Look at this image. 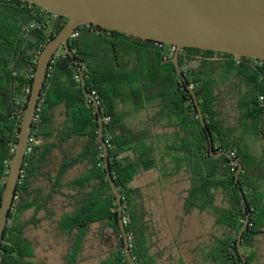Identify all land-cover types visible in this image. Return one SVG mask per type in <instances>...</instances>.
<instances>
[{"label":"trees","instance_id":"obj_1","mask_svg":"<svg viewBox=\"0 0 264 264\" xmlns=\"http://www.w3.org/2000/svg\"><path fill=\"white\" fill-rule=\"evenodd\" d=\"M66 19L28 2L0 0V199L37 55ZM165 45L92 24L78 26L69 38L87 91L98 101L131 255L136 264H157L156 253H150L157 231L142 188L130 183L143 170H155L167 180L183 172L188 181L183 216L193 210L208 212L224 228L220 236L212 234L215 243L205 257L215 264H242L235 241L249 213L241 249L251 264L245 249L264 234V61L183 47L178 54L183 79L167 60L173 50L166 54ZM207 130L214 153L227 151L241 162L238 181L245 202L234 180L237 166L225 155L211 154ZM97 131L93 102L60 46L49 62L37 103L31 131L35 142L21 167L0 244V264H28L33 244L24 229L37 226V216L46 221L47 231L74 235L72 254L97 223L102 245L108 247L99 264H128ZM219 195L222 204L217 203ZM27 211L32 216L23 219ZM107 228L112 241L104 244L102 229ZM70 255H64V264L74 262Z\"/></svg>","mask_w":264,"mask_h":264},{"label":"water","instance_id":"obj_2","mask_svg":"<svg viewBox=\"0 0 264 264\" xmlns=\"http://www.w3.org/2000/svg\"><path fill=\"white\" fill-rule=\"evenodd\" d=\"M34 4L45 14L66 17L61 29L41 48L36 58L31 88L23 108L13 153L8 164L0 199V244L7 225L9 210L20 179L26 146L32 131L38 100L46 77L49 62L60 46L71 57L79 73L84 94L90 98L97 112L98 140L104 167L112 193L117 203V220L128 264H136L131 255L125 225L122 220V197L115 184L108 162V146L103 138V122L96 97L87 91L83 70L69 47V38L75 29L84 24L116 30L139 40H154L173 45L171 57L178 74L184 79L178 64V54L183 47H197L232 54L237 58H257L264 61V0H21ZM195 109L201 124L206 123L197 96L191 90ZM209 150L215 157L225 155L237 166L234 180L242 202L245 196L239 186L241 162L227 151L213 152L211 135ZM249 213L236 235V249L242 264H248L241 249V238L248 227Z\"/></svg>","mask_w":264,"mask_h":264},{"label":"rangeland","instance_id":"obj_3","mask_svg":"<svg viewBox=\"0 0 264 264\" xmlns=\"http://www.w3.org/2000/svg\"><path fill=\"white\" fill-rule=\"evenodd\" d=\"M165 50H170L168 44ZM170 55V54H169ZM254 149L258 150V146ZM131 186H140L143 191L144 203L150 212L153 221V228L156 234L151 239L154 242L150 247V253H156V260L162 261V257L171 256L174 251L179 253V248L175 246V241L192 239L195 236L209 232L212 228L213 236H220L224 228L215 222L213 214L208 212H199L193 210L189 215L183 216V196L188 186L185 173L180 172L178 175L167 180L161 178L159 172L155 170L141 171L133 181ZM217 203L222 204L221 196L217 198ZM32 216L31 211H27L22 216L23 219H29ZM41 218L37 226L29 224L24 229V236L31 240L33 246V256L27 257L28 264H64V255L70 252V261L72 264H99L102 256L105 255L107 245H102L99 225L91 224L84 240L81 243L78 253L72 252L76 245H72L73 237L47 231V223ZM206 231V232H205ZM105 236L104 244L112 241V231L102 229ZM107 234V235H105ZM180 246L184 243L180 242ZM163 247V248H161ZM163 250L162 253H159ZM158 253V254H157Z\"/></svg>","mask_w":264,"mask_h":264},{"label":"crops","instance_id":"obj_4","mask_svg":"<svg viewBox=\"0 0 264 264\" xmlns=\"http://www.w3.org/2000/svg\"><path fill=\"white\" fill-rule=\"evenodd\" d=\"M52 111L55 110L52 109ZM180 242L184 245L180 246ZM214 243L212 228L210 227L209 232L206 234L201 233L192 239L175 241L176 245L173 248H179V253L176 254V251H174L171 256H164L161 258V262L159 259L156 262L157 264H215V261L205 257V254L212 248ZM245 252L250 257L251 264H264V234L256 236L251 246L246 247Z\"/></svg>","mask_w":264,"mask_h":264},{"label":"built area","instance_id":"obj_5","mask_svg":"<svg viewBox=\"0 0 264 264\" xmlns=\"http://www.w3.org/2000/svg\"><path fill=\"white\" fill-rule=\"evenodd\" d=\"M54 16V14H52ZM73 35V34H72ZM170 46V50H174V46L173 45H169ZM28 91V90H27ZM36 115V114H35ZM35 142L34 140V136H32L30 134L29 136V139H28V143H27V146H26V152L30 151L32 149V145L33 143Z\"/></svg>","mask_w":264,"mask_h":264}]
</instances>
